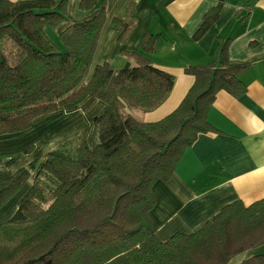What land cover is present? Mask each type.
I'll return each instance as SVG.
<instances>
[{
  "label": "trees",
  "instance_id": "obj_1",
  "mask_svg": "<svg viewBox=\"0 0 264 264\" xmlns=\"http://www.w3.org/2000/svg\"><path fill=\"white\" fill-rule=\"evenodd\" d=\"M223 2L204 17L194 38L218 20ZM68 0H0V135L25 131L33 120L97 99L106 108L95 119L100 143L91 148L90 127L0 181V208L28 182L15 215L0 224V264H229L239 254L264 245V199L247 206L227 204L193 233L161 241L152 215L153 185L168 181L187 148L202 133L217 132L209 111L217 95H243L241 74L252 61L229 55L221 43L209 64L190 65L195 82L180 105L156 122L125 113L145 112L170 95L175 76L153 65L157 36L147 33L135 64L113 69L93 58L107 20V0H79L83 11H99L68 25L59 38L47 33L67 21ZM125 41L135 19L115 16ZM33 150L25 149L24 154ZM20 155L7 160L15 162ZM240 264H264V252Z\"/></svg>",
  "mask_w": 264,
  "mask_h": 264
},
{
  "label": "crops",
  "instance_id": "obj_2",
  "mask_svg": "<svg viewBox=\"0 0 264 264\" xmlns=\"http://www.w3.org/2000/svg\"><path fill=\"white\" fill-rule=\"evenodd\" d=\"M220 1L218 20L195 39L205 15ZM78 3L68 0V20L57 28H47V33L60 34L71 23L89 19L100 9L83 11ZM117 15L135 19L125 41L120 40L123 28L112 24ZM147 33L157 36L154 50L147 56L154 66L173 74L175 84L156 109H129V114L142 122H156L172 113L195 82V77L185 72L186 67L212 63L222 42L230 40L231 59L252 61L240 76L246 92L237 97L221 91L211 106L208 117L217 132L200 134L186 149L171 179L153 185L157 203L152 215L159 224L158 238L166 241L178 232L189 234L201 229L229 203L241 200L249 206L264 199V0H107V20L91 75L100 64L109 63L113 69L135 64L131 54L143 51L142 40ZM105 108V102L97 99L87 109L79 105L73 110L55 111L36 118L25 131L0 135V181L88 126V144L96 148L100 134L95 119ZM31 146L33 150L24 154ZM17 155L20 157L15 162L6 163ZM30 186L28 182L0 208V224L15 215ZM252 252L241 253L229 264H240Z\"/></svg>",
  "mask_w": 264,
  "mask_h": 264
},
{
  "label": "rangeland",
  "instance_id": "obj_3",
  "mask_svg": "<svg viewBox=\"0 0 264 264\" xmlns=\"http://www.w3.org/2000/svg\"><path fill=\"white\" fill-rule=\"evenodd\" d=\"M52 29V28H51ZM54 29V28H53ZM49 35L51 36L50 38L58 45V46H60L61 47V50H65L64 48V44L62 43V41L60 40V38H59V33H57V31H56V35L54 34V32H52V31H50L49 30ZM132 108H134V107H131V106H129V105H126V107L123 109V111L125 112V113H129V109H132ZM138 109V110H137ZM139 111V108H135V110H131L132 112L133 111ZM137 116L139 115L137 112L135 113ZM25 187V186H24ZM23 187V188H24ZM254 252V253H253ZM253 254H255V253H261V252H264V245H261L260 247H258V248H256V249H254L253 250ZM240 255V254H239ZM238 255V256H239ZM237 257V256H236ZM233 260V259H232Z\"/></svg>",
  "mask_w": 264,
  "mask_h": 264
}]
</instances>
